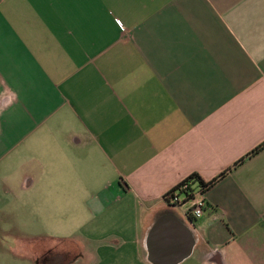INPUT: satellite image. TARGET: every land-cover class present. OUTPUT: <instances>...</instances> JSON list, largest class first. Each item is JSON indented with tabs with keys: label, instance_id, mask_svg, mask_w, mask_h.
<instances>
[{
	"label": "crops",
	"instance_id": "0c3cea01",
	"mask_svg": "<svg viewBox=\"0 0 264 264\" xmlns=\"http://www.w3.org/2000/svg\"><path fill=\"white\" fill-rule=\"evenodd\" d=\"M263 143L264 0H0V264H264Z\"/></svg>",
	"mask_w": 264,
	"mask_h": 264
},
{
	"label": "built area",
	"instance_id": "2783aa9c",
	"mask_svg": "<svg viewBox=\"0 0 264 264\" xmlns=\"http://www.w3.org/2000/svg\"><path fill=\"white\" fill-rule=\"evenodd\" d=\"M207 190L201 187L199 183L193 181H185L177 187L169 190L164 199H169V203L176 206L189 205L188 212L195 218L202 217L207 207Z\"/></svg>",
	"mask_w": 264,
	"mask_h": 264
},
{
	"label": "trees",
	"instance_id": "16d2710c",
	"mask_svg": "<svg viewBox=\"0 0 264 264\" xmlns=\"http://www.w3.org/2000/svg\"><path fill=\"white\" fill-rule=\"evenodd\" d=\"M263 147H264V143L262 145H260L259 147H257L255 150H253L251 154H254V155L257 154L258 152H260L262 150ZM185 181L197 182V183H199V185H201V187L206 188V190L208 191V189L213 186V184L215 183L216 180H213V181L208 183L207 181H204L198 174H193V175H190L189 177H187L183 182H185ZM165 201L169 202L170 200L166 199Z\"/></svg>",
	"mask_w": 264,
	"mask_h": 264
},
{
	"label": "rangeland",
	"instance_id": "374dc122",
	"mask_svg": "<svg viewBox=\"0 0 264 264\" xmlns=\"http://www.w3.org/2000/svg\"><path fill=\"white\" fill-rule=\"evenodd\" d=\"M0 223H2L3 225L4 224L9 225L10 223H12V220L11 219L9 220L8 216L3 214L0 215ZM6 257L12 259L15 258V255L8 253L7 249H2V247L0 246V259H5Z\"/></svg>",
	"mask_w": 264,
	"mask_h": 264
}]
</instances>
